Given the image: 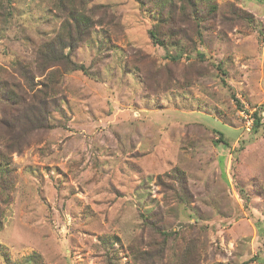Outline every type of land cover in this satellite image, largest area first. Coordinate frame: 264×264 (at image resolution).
<instances>
[{
    "label": "rangeland",
    "instance_id": "374dc122",
    "mask_svg": "<svg viewBox=\"0 0 264 264\" xmlns=\"http://www.w3.org/2000/svg\"><path fill=\"white\" fill-rule=\"evenodd\" d=\"M208 2L218 10L201 39L163 46L136 0L92 2L101 25L73 53L87 71L60 70L50 126L8 153L0 264H264V0ZM61 23L49 0H0V77L29 103L11 61L29 63L40 87L36 44ZM7 137L0 123L4 152ZM176 169L190 203L178 201Z\"/></svg>",
    "mask_w": 264,
    "mask_h": 264
},
{
    "label": "trees",
    "instance_id": "16d2710c",
    "mask_svg": "<svg viewBox=\"0 0 264 264\" xmlns=\"http://www.w3.org/2000/svg\"><path fill=\"white\" fill-rule=\"evenodd\" d=\"M49 1L52 2L53 15L62 23L60 30L53 38L36 44V67L40 75H45V78L40 81L41 86L37 87L39 83L34 82L35 73L29 63L18 57L11 61L14 71L25 79L28 89L32 91L29 94L23 89L24 94L30 95V103L27 97L19 95L16 85L11 80L0 77V106L4 109L3 111L11 113L9 114L10 121L0 117V123L8 133L5 144L8 151L4 152L3 149H0V225L3 219L1 204L9 203L12 200L11 195L15 185L13 168L11 167L12 160L8 153L12 152V148L19 145L21 140L25 138L27 129L50 126L49 114H46L44 109L47 102L51 100L47 99L49 97L52 98L51 104L55 109L59 106V100L54 97L57 95V78L63 74L60 70L65 73L77 70L87 71L83 63H78L73 59V53L79 44L87 41L96 31V27L101 25V19H97L93 13L94 6L91 4L94 0ZM136 1L143 10L154 15L155 22L149 29V34L154 42L162 46L168 41L176 43L180 37L192 40L195 44V40L203 37V23H208L210 17L218 10V5L215 2H208V10L204 11L201 7L203 0H181L182 5L180 7H177L175 0ZM149 5H154L155 8H147ZM11 15L10 11L4 13L3 16ZM178 17L183 23L191 24V28L186 29L178 26V29L173 31ZM51 67L56 69L48 71ZM14 105L17 107L15 111L9 110ZM255 115L257 114L255 113ZM260 124V117L253 120L254 132L258 131ZM174 175L180 185L178 195L181 196H179L178 201L180 203L192 202L193 194L188 189L185 172L176 169ZM178 195H176L177 199ZM161 233L164 236V243L158 245L154 252L158 259L163 257L169 237V233L166 231H161ZM191 245H193L192 242ZM256 259L260 260L258 257H253L241 264H249ZM36 264H39V260Z\"/></svg>",
    "mask_w": 264,
    "mask_h": 264
}]
</instances>
